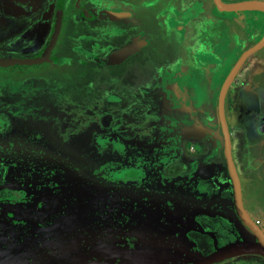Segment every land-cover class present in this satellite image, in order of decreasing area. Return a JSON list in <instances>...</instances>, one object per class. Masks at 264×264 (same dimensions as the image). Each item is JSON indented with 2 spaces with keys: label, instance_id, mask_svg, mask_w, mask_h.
I'll return each instance as SVG.
<instances>
[{
  "label": "rangeland",
  "instance_id": "obj_1",
  "mask_svg": "<svg viewBox=\"0 0 264 264\" xmlns=\"http://www.w3.org/2000/svg\"><path fill=\"white\" fill-rule=\"evenodd\" d=\"M167 1L163 0V5ZM180 2L177 0L174 6L181 8ZM234 24L229 22L232 27ZM26 26L13 28L21 30ZM0 33L4 35H0V45L4 46L10 38L5 36L7 30ZM164 34L170 37L169 42L153 40L144 52L154 49L163 57L168 46L171 56L182 52L193 59L192 49L183 43L180 34L167 30ZM30 40L26 36L24 43ZM221 40L225 42V37ZM255 55H264V49L247 58L245 81L232 94V110L241 116L231 118L229 109L227 116L230 125L238 124L239 129L234 132L238 140L233 142L231 150L244 206L260 221L264 233V143H261L264 135L259 132L255 116L252 117V111L264 112V81L253 86L254 78L258 79L254 74ZM132 60L102 68L99 76L101 79L106 76L103 80L94 78L90 65L78 67L70 56L60 60L63 69L52 64L26 65L17 70L20 72L17 77L0 69V264H133L139 255L148 264L187 260L186 252L178 248L181 241L176 240L172 230L189 227L191 220H196V209H208L204 205L209 201L208 196L204 198L202 193L216 196L222 191L219 184L230 180L224 149L221 151L220 144L210 142L206 145L195 140L186 142L184 149L192 156L221 151L207 160L215 167L214 176L202 181L207 184L208 193L200 182L199 185L192 168H184L176 176L167 174L168 163L173 160L167 157L178 155L179 150L170 153L147 147L142 135L145 132V136H155L160 119L144 111L134 116L136 106L130 113L134 117L125 111L129 104H141L142 99L150 101L151 97L142 92L138 96L134 87L141 89L144 85L149 91L153 89L144 82L148 74H143L141 65L136 67L142 69L138 77L130 74L134 73ZM199 61L197 57L192 63ZM100 90L105 91L104 95L116 93L121 102L104 105ZM155 98L161 102V95ZM111 100L118 102L119 98L114 96ZM139 122H143L144 130ZM198 132L194 135L211 141L217 137L212 131L211 136ZM155 152H159L158 157L154 156ZM257 157H263V162L254 169L251 158ZM187 199V209H180L184 208L181 202L185 204ZM102 200L114 203L116 212L112 220L93 229L83 228L79 217L82 207L96 208ZM153 200L160 203L162 211L149 206ZM61 208H65L62 212L70 210L72 216L51 225L30 222L33 217L44 220ZM140 211L161 212L172 224L154 223L146 235H140L137 225H130L135 222L128 223L122 217L123 212ZM63 221H69L70 225H62ZM203 223L202 227L212 229ZM219 225L214 229L225 236V226ZM240 236L233 234L236 238ZM228 239L220 237L219 242ZM185 241L187 247L189 242L193 244L191 249L197 256L213 250L207 235L191 232ZM162 250L170 254V259L162 254L157 256ZM221 262L216 264H264V258L249 256Z\"/></svg>",
  "mask_w": 264,
  "mask_h": 264
},
{
  "label": "flooded vegetation",
  "instance_id": "obj_2",
  "mask_svg": "<svg viewBox=\"0 0 264 264\" xmlns=\"http://www.w3.org/2000/svg\"><path fill=\"white\" fill-rule=\"evenodd\" d=\"M221 1L223 3L234 2L233 0ZM176 2L177 0H168L163 5V0H0V16L3 18V21L0 24V32L7 30L8 33L5 36H9L8 38H10L6 45H0V60L37 59L42 57L49 48L47 61L27 66L40 67L44 64H52L63 69L64 66L61 65L62 62H60V60L62 61L65 56H70L74 59V62L78 65V67L87 68V66L90 65L93 69L94 78L97 80H103L106 79V76H104L103 79L99 76L102 72V68L117 66L129 59H133L134 73L131 72L130 74L138 77V75H140L139 70L142 69L136 67L141 65L143 67V74H148L147 79H145L144 82L148 83L150 88L153 89L149 91L145 89L144 85H142L141 89L134 87V92L138 96H140V93L142 92L149 98L151 97L149 99L150 101L147 102L142 99L141 104H129L128 106H125V111H127L128 115L131 116L130 113L133 111L132 107L136 106L137 110L133 111V113H135L134 116L141 113V111H144L147 115L152 116L153 114V116L155 115L156 118L160 119L155 127V136H145V132L143 131L144 134L142 135H144L143 138L145 139V145L156 150L162 149L170 153H172V150H179L178 155L172 154L167 157L168 160L170 157L173 158V160L168 163L166 168L167 174L176 176L183 172L184 168H192L193 173L197 176L198 183L200 182L203 187L205 186V188L209 190L207 184L202 181L209 180L214 176L215 167L213 163H209L207 160L209 156L212 157L219 155L224 144V136L218 117L219 92L223 82L235 63L232 64L231 68L222 79H220L221 76L219 75L215 76L214 81H210L209 79V82L207 83L210 84V88L205 90L201 99L202 101H200L199 104L196 103V100H198L196 94H194L192 90H189L187 85L188 81L191 82V80H193L196 82V76L188 73L190 70L189 65L192 63V60L197 57L193 42L190 40V23L195 20V17L201 20L212 17V19H214L213 22L215 24H219L220 27H232L229 25V22H232L230 20L232 15L227 18L226 14L229 12L223 11L220 13L214 3V0H181V8L174 6ZM10 6L15 8L16 14H6V9ZM163 6L164 8L161 10L160 7ZM154 7L156 9L151 11ZM218 13H220V15ZM252 24L251 36H254V41L251 39V41L246 42L244 46L236 50V53H228L229 51L234 50L233 46L237 42L233 36L230 37V39H232L229 42V49H226L225 42H223V40H220L218 43L219 45L217 46V50L223 56L226 64H229L231 59L234 57L236 62L244 50L255 45L264 36L262 19L254 16ZM16 25L27 26L26 28L18 30V28H13ZM73 27L74 30L72 31ZM200 29H203V26H200ZM166 30L175 34L177 33L178 35L180 34V39L183 40V43L192 49L191 53L193 54V59H190L187 53L182 54V52L178 53L179 56H171V51L168 46L164 48L165 54L163 57L162 55L159 56L154 49L144 52L147 48H149L153 40H159L160 43H162V41L167 42L170 37H167L164 34V31ZM1 36L4 37V35ZM26 36L31 37V40L27 44L24 43V38ZM135 40L139 43V48L134 54L118 64H105L106 60L113 52L131 44ZM198 44L202 49L203 42ZM248 44L250 45L248 46ZM262 48L264 49V46ZM154 58L156 60H152ZM253 61L254 74L258 76V79L254 78L253 86H259L260 82L264 81V55H255L253 57ZM168 62H170V64H167ZM246 62L247 59L229 84L224 98V113L229 132L230 150L233 142L238 140V137H235L234 132L239 129L237 127L238 124L236 126L230 125L227 110L229 109L228 111L231 112V118L241 116L236 112V110H232L231 102L233 100L232 94L237 91L239 87H242L240 85L245 81L247 76V66H245ZM24 66L26 65L16 64L6 67L0 66V69L17 77L20 73L17 70ZM243 67L245 68L243 70V73L245 72L246 75L245 78L243 74H241ZM241 78L244 79L239 81ZM186 79H188L187 82L185 81ZM138 90H140L139 94ZM169 90L171 94L170 96L168 93ZM104 92L105 91H101V94L104 95ZM108 93L104 95V100H102L104 105H115L116 103L121 102L122 98L116 93ZM111 95L119 98V101H112L111 99L114 98V96ZM158 95H161L160 103L157 102V99L155 98ZM244 113L245 115L247 114L246 109ZM254 116L259 124V132L261 135H264V112L256 114L252 111V117ZM137 124H139L140 128L144 126L143 122H139ZM141 129L144 130L143 127ZM199 130L205 131L206 134H209V136L212 135V131L217 135V137L214 138V141H211V138L208 140L206 138H202L201 136L194 135V133H197ZM190 140H195L197 143H203L204 145L209 142L213 144H220L221 151L215 152V154L211 155L205 154L202 157H198V155L192 156L187 154L184 149L186 142ZM263 140L264 137L261 140L262 144L264 143ZM154 156L158 157L159 152H155ZM251 159L252 168H254L257 164L256 168H258L263 162V157ZM180 164L182 165V169L178 174H172L168 171L169 166ZM206 167L212 168V174L206 173ZM200 183L199 185H201ZM219 185L222 191L216 196L211 195L210 193L209 195H204V193H202L204 198L208 196L209 201H205L206 203L204 204L205 208L208 209H196L194 213V215H196V220L192 219L189 227L183 229L182 231L179 229L172 230L176 240L181 241H179L181 248H178L181 251L184 250L187 254L185 255L187 256V260L178 261L175 259V262H173L174 264H192L199 258L209 254L197 256L191 249L193 244L189 242V246H185V237L191 232L209 236V245L213 247L211 252H213L215 248L234 242L256 241L255 235L242 224L240 218L235 212L233 206L231 178L229 181H224ZM188 187H192V184H188ZM208 192L209 191H207V193ZM240 193L245 212L262 230L260 221L256 220L244 206L241 185ZM188 204V199L185 204L181 202V205H184V208L180 209H187L185 206ZM211 204L214 206L209 207ZM97 205L98 206L96 208H93V206L90 205L82 207L79 217L83 228L93 229L103 222L112 220V214L114 216V213L116 212L114 203H106L102 200L101 202H98ZM99 205H102L103 207ZM159 205L160 203H155L153 200L149 206L158 210L159 207H161V205ZM64 209L65 208H61L56 214L48 215L44 220L40 217H33L30 222L39 226H44L45 224H54L59 221L60 218H70L72 216V214H70V210L62 212ZM89 210L95 212L96 215L92 221L89 219ZM159 210L162 211V208ZM175 213L176 212L173 213V216H175ZM122 217L127 219L128 223L135 222L134 224L130 223V225H137L140 235H146V231L149 228H152L154 223L158 224L166 221V223L172 224V221L168 218V216L162 215L161 212L158 213L157 211H153L151 213L147 211H140L138 214L135 212H123ZM23 221L27 222L25 219H23ZM145 221L150 222L147 223ZM202 223L205 225L208 223L212 229L202 227ZM61 224L70 225V222L63 221ZM215 225L225 226L223 231L226 235L224 236L221 235L219 231L217 232L216 229H214ZM233 234L234 236L241 234V236L240 238H236L233 237ZM220 237H226L229 239L225 243L220 244ZM126 250L124 251L126 252ZM165 252L164 250L160 252L158 251L157 256L162 254L170 259V254H165ZM249 256L262 257L259 254L248 253L236 255L234 257L221 260L222 262H218L225 263L231 260L234 261V259ZM136 261L137 263H135ZM136 261L133 262V264L149 263H147V259L141 257V255L137 257Z\"/></svg>",
  "mask_w": 264,
  "mask_h": 264
},
{
  "label": "water",
  "instance_id": "obj_3",
  "mask_svg": "<svg viewBox=\"0 0 264 264\" xmlns=\"http://www.w3.org/2000/svg\"><path fill=\"white\" fill-rule=\"evenodd\" d=\"M217 9L220 12H242V11H259L264 13V1L263 0H247L232 3H223L221 0H214ZM264 46V36L255 45L247 48L239 56L238 60L232 66L229 74L227 75L225 81L219 92L218 99V117L222 127V133L224 136L223 149L225 153L226 165L228 169L229 176L232 182V196H233V206L237 216L240 218L243 225H245L256 237L255 242L240 241L230 243L218 248L206 256H203L193 262L192 264H214L218 261L234 257L236 255L255 253L259 254L264 258V233L263 231L249 218L245 209L242 205L241 193H240V183L234 163L232 160L231 150H230V139L229 132L226 124L225 113H224V98L227 88L234 76L241 68L247 57L253 54L255 51L261 49ZM139 48V43L135 40L131 44L113 52L106 60V65H115L124 61L127 57L134 54ZM49 50V48H48ZM48 50L43 54L42 57L37 59H7L0 60V66H12V65H35L47 61Z\"/></svg>",
  "mask_w": 264,
  "mask_h": 264
},
{
  "label": "crops",
  "instance_id": "obj_4",
  "mask_svg": "<svg viewBox=\"0 0 264 264\" xmlns=\"http://www.w3.org/2000/svg\"><path fill=\"white\" fill-rule=\"evenodd\" d=\"M234 2L239 1H247V0H233ZM221 13V12H220ZM220 13H218L220 15ZM233 13V14H229ZM226 14V17L229 18V16L232 17L230 20L234 22L233 27L224 26L220 27L219 24H215L213 22L214 19L212 17L208 19L198 21H192L190 23V40L193 42V46L195 49V53L197 54V57L201 60L199 62L191 63L189 65L190 70L188 73H190L193 76H196V82L193 80L188 81L186 79L185 81L188 85V89L192 90L194 94H196L197 99L196 103H200L202 101V96L205 93V90H208L210 88V84L207 82L214 81L215 76L219 75L221 76L220 79H222L227 71L231 68L232 64L235 63V57L231 59L229 64H226L224 62L223 56L219 53L217 50L218 43L220 42L222 37H225V47L226 49L230 48L229 42L231 41L230 37L233 36L234 39H236V43L233 46V51H229L228 53H236V50L244 46L246 42L251 41V39L254 41V36H251L252 32V20H254V16L258 17L259 19H262V26L264 27V14L259 11H242V12H229ZM6 14H16L15 8L13 6H10L6 9ZM228 15V16H227ZM214 16V15H213ZM3 18L0 16V24L2 23ZM242 25V27H239V25ZM200 26H203V29H200ZM222 28V29H221ZM251 36V37H250ZM203 42V47L199 46L198 43ZM250 44H248L249 46ZM245 48V47H243ZM196 57V58H197ZM243 76L245 78V72L243 73ZM243 80L241 78L239 81ZM219 81V80H218ZM187 88V87H185ZM169 96L170 90L168 91ZM197 104V105H198ZM198 133H206L205 131L199 130ZM200 145H204L201 143ZM205 155V153L198 155V157H202ZM206 173L212 174V168L206 167L205 168ZM206 191H209L207 188H205ZM213 198V197H211Z\"/></svg>",
  "mask_w": 264,
  "mask_h": 264
},
{
  "label": "trees",
  "instance_id": "obj_5",
  "mask_svg": "<svg viewBox=\"0 0 264 264\" xmlns=\"http://www.w3.org/2000/svg\"><path fill=\"white\" fill-rule=\"evenodd\" d=\"M181 169H182V165L181 164L180 165H171V166L168 167V171L170 173H172V174H178L181 171ZM88 213H90V218L89 219H90V221H92L93 218L96 216L95 212H92V211L89 210ZM135 263H137V261Z\"/></svg>",
  "mask_w": 264,
  "mask_h": 264
}]
</instances>
